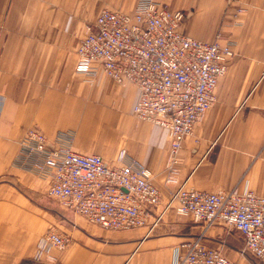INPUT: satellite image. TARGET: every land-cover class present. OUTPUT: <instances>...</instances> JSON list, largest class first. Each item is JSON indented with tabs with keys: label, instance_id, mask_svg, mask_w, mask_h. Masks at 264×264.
I'll return each instance as SVG.
<instances>
[{
	"label": "crops",
	"instance_id": "obj_1",
	"mask_svg": "<svg viewBox=\"0 0 264 264\" xmlns=\"http://www.w3.org/2000/svg\"><path fill=\"white\" fill-rule=\"evenodd\" d=\"M161 1L184 12L183 34L206 43L221 36L234 52L214 104L182 141L176 183L166 182V131L133 115L137 89L75 73L77 44L101 3L131 14L136 0H0V264H173L199 236L236 264H252L237 232L204 229L165 207L180 186L264 197V0ZM32 128L53 146L70 132L74 152L150 170L161 200L146 225L108 231L60 208L48 180L15 164ZM49 229L68 238L64 250L46 240Z\"/></svg>",
	"mask_w": 264,
	"mask_h": 264
},
{
	"label": "built area",
	"instance_id": "obj_2",
	"mask_svg": "<svg viewBox=\"0 0 264 264\" xmlns=\"http://www.w3.org/2000/svg\"><path fill=\"white\" fill-rule=\"evenodd\" d=\"M184 17L161 0H136L131 14L102 8L85 26L75 50V73L85 81L100 75L137 89L133 115L164 129L169 138L167 183H176L182 141L214 104L218 81L234 57L221 36L206 43L183 34ZM72 142L70 132H59L53 146L42 132L29 129L19 142L15 164L48 180V197L90 224L108 231L145 226L161 200L150 170L135 161L110 166L98 155L74 152ZM168 208L204 229L219 225L237 232L241 254L264 264L263 196L180 186ZM46 240L59 250L68 245L55 229L47 231ZM179 250L173 264H236L205 246L200 236Z\"/></svg>",
	"mask_w": 264,
	"mask_h": 264
},
{
	"label": "trees",
	"instance_id": "obj_3",
	"mask_svg": "<svg viewBox=\"0 0 264 264\" xmlns=\"http://www.w3.org/2000/svg\"><path fill=\"white\" fill-rule=\"evenodd\" d=\"M246 258L252 263V264H261L258 260H256L254 257H252L250 254H244Z\"/></svg>",
	"mask_w": 264,
	"mask_h": 264
},
{
	"label": "rangeland",
	"instance_id": "obj_4",
	"mask_svg": "<svg viewBox=\"0 0 264 264\" xmlns=\"http://www.w3.org/2000/svg\"><path fill=\"white\" fill-rule=\"evenodd\" d=\"M101 5H102V6L99 8V10H100V9H102V8H106V9H109V8H110V9H111V8H114V7H113V6H111V5H109L108 7L104 6V3H103V2L101 3ZM110 9H109V10H110ZM99 10H98V11H99ZM226 12H227V13H232V10H231V11H229V9H228V10H226ZM234 12H236V10H234ZM234 12H233V13H234ZM127 13H128V12H127ZM233 59H234V57L232 58V60H233ZM232 60H231V61H232ZM231 61H230V62H231Z\"/></svg>",
	"mask_w": 264,
	"mask_h": 264
}]
</instances>
